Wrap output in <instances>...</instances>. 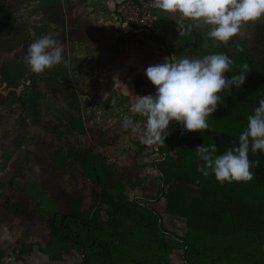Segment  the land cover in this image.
<instances>
[{"label":"rangeland","instance_id":"374dc122","mask_svg":"<svg viewBox=\"0 0 264 264\" xmlns=\"http://www.w3.org/2000/svg\"><path fill=\"white\" fill-rule=\"evenodd\" d=\"M156 13L158 21L149 27L163 43L161 46L148 41L133 27L123 28L117 33L122 46L116 50L120 58L64 60L66 63L53 67L57 69L64 65L70 86L79 99V114L77 111L74 114L80 118L83 129L81 132L73 131L71 137L57 136L55 132L45 129L66 120L63 110L73 111L67 105L69 96L66 89L46 79L48 69L37 73L35 85L46 84L44 90L49 93L38 98L37 104L33 100L26 101L24 97L27 102L24 111L14 95L27 81L29 68L25 69V79L23 77L14 83L16 86L2 87L0 264H86L81 249L52 241L49 219L58 214L70 216V205H77L80 211L96 210L94 213L97 212L98 222H103L106 220V207L100 201L99 192L108 194L115 187L128 199L152 208L166 232L178 238L189 235L194 243L192 257L186 247L168 244V255L162 264H231V255L235 256V263L241 259L245 264L252 263L259 255L260 260H264V207L261 206L264 205V189L261 194L246 181L239 183V190L231 191L233 185L229 184L234 182L226 184L215 180L219 186L212 192L215 198L238 206L251 225H245L237 218L235 221L233 210L228 217L222 214L210 217L196 202L188 206L183 204L178 189L185 173H196L198 176L200 161L196 158L195 148L207 144L202 133L182 131V125L170 121L163 144L143 142L144 118L132 113L131 105L136 96L154 93L155 89L145 77L144 70L149 65L162 63L169 58L164 52L170 34L179 33L186 20L177 17L168 26L166 18H161L158 11ZM201 29L208 30V26ZM241 33L227 43L210 39L207 48H198L202 57L217 52L227 54L234 62V71H238L242 63L249 65L244 84L239 90L233 88L230 93L228 90L221 93L224 96L223 103L217 104L216 111L211 114L212 119L208 121L210 129L218 128L236 136L246 125V117L257 100L264 98V16L244 25ZM12 35L0 32V41ZM28 35L34 34L31 32ZM57 36H61V33L57 32ZM32 40L14 49L11 58L25 56ZM190 42L192 40L184 43V48ZM237 44L242 47V51H236ZM9 50L12 48L6 46L2 56L5 60H0V69L4 61L8 60L4 57L11 53ZM185 56L199 58L198 54ZM178 57L174 55L169 59ZM224 75L230 77L231 73L225 72ZM246 97L247 104L244 103ZM125 116L133 120L135 131L122 126ZM65 150L88 153L93 157L92 161H99L101 186L82 177V170L77 163L73 165V160L67 161L69 173L62 175L50 162L48 153ZM199 179H202L200 172ZM237 216L241 218V215ZM101 227L104 232L102 224ZM51 243V255L56 257L55 260H50L48 255L40 251V247ZM215 247L219 253L214 250ZM193 254L204 260L195 259Z\"/></svg>","mask_w":264,"mask_h":264},{"label":"trees","instance_id":"16d2710c","mask_svg":"<svg viewBox=\"0 0 264 264\" xmlns=\"http://www.w3.org/2000/svg\"><path fill=\"white\" fill-rule=\"evenodd\" d=\"M192 20L186 19L181 26L179 33L172 32L170 35V41L166 51L164 52L170 59L176 55L179 57L185 56V54L197 55L202 52L198 49L207 48L210 45V38L207 37V29H201V27H193L191 31L187 30V25L193 24ZM173 35V36H172ZM150 40L156 45L161 46L163 43L157 37L150 34ZM191 44L187 47L183 46L187 41H191ZM178 57V58H179ZM60 67V68H59ZM57 69H48L46 79L52 82H56L59 86L66 89L69 96L68 106H71V110H63L66 116V120L55 123L51 128H45L47 132L51 130L55 132L57 136L65 135L72 136L73 131H82L83 126L80 118L74 113L80 108L79 99L75 90L70 86L68 74L62 66ZM29 68L25 63V60H11L8 63L3 64L0 69V86L5 88H12L16 86L14 84L17 80L22 79L25 69ZM37 73H33L29 69V74L26 80L30 86L24 92L20 91L16 97L21 110L26 109V101H36L38 98H43L44 94L49 91L44 90L46 84L41 86L35 85L37 80ZM38 95V96H37ZM26 98V101L25 98ZM2 100V94L0 92V103ZM247 97L244 98V103L247 104ZM34 104V102H33ZM207 144L215 143L217 146V152L222 153L226 148L232 147L236 143L238 136L224 132L220 129H210L201 132ZM175 137V136H174ZM167 140V139H166ZM52 150V149H51ZM48 157L52 165L58 169L62 175L69 173V167L67 161H72L78 164L81 171V176L87 180L95 182L96 186H101L100 180V162L93 160V157L88 153H77L74 150L70 151H50ZM251 160H257L258 166L253 170L254 175L251 180L247 181L253 189H258L261 192L264 189V154L257 152L256 154H249ZM170 159V157L168 158ZM72 165V164H71ZM72 165V167H73ZM196 167V165L194 166ZM99 168V169H98ZM197 168V167H196ZM109 171V170H108ZM199 179L196 173H185L183 179H180L178 189L181 191L179 196L183 204L191 205L196 202L200 209L210 217L222 214L225 217L229 212L233 210L235 221L240 220L245 225L250 226L251 222H248L238 206H234L229 201L215 198L213 191L219 187L215 183L214 177L210 174V177H204ZM201 180V181H200ZM203 181V182H202ZM240 182L231 183L233 185L231 191L239 190L238 185ZM227 184V182H226ZM228 186V185H227ZM112 192L104 193L99 192V198L103 205H105L106 220L98 222L97 212H88L78 210L77 205H70L71 215L66 216L58 214L50 217L51 239L59 245H72L76 249H81L84 257L86 258V264H162V261L167 258L168 244H179L180 247H186L187 253L192 255L194 243L189 239V235L186 237L178 238L173 233L166 232L159 221L158 214L150 207L136 202L134 199H128L127 196L122 193L118 187L111 188ZM228 191L230 188L228 187ZM104 193V194H103ZM251 193V190L249 191ZM262 207L264 205L261 204ZM237 215H241L239 218ZM237 218V220H236ZM101 224L103 225V232ZM52 243L40 247V251L50 260H55L51 255ZM219 253V249H214ZM50 254V255H49ZM192 257V256H191ZM195 259L204 260L201 256L193 254ZM231 264H245L244 260L239 262L235 259V256L231 255ZM223 260V259H222ZM154 261V262H153ZM222 264V263H221ZM246 264H264V260H260V255L254 258V262Z\"/></svg>","mask_w":264,"mask_h":264},{"label":"clouds","instance_id":"9594fccd","mask_svg":"<svg viewBox=\"0 0 264 264\" xmlns=\"http://www.w3.org/2000/svg\"><path fill=\"white\" fill-rule=\"evenodd\" d=\"M151 6L192 20L194 23L186 26L188 31L208 26L207 37L220 43L242 35L244 25L264 16V0H151ZM242 50L237 44L236 51ZM63 52V45L53 34H43L27 46L24 60L30 71L41 73L66 63ZM233 64L227 54L217 52L199 58H166L147 66L144 75L155 91L136 96L131 105V112L144 118L143 142L163 144L170 121L182 125V131H209V118L217 104L223 103L221 93L239 90L249 71L247 63L240 64L238 71L233 70ZM225 72L231 76L226 77ZM122 126L136 130L128 116L122 118ZM257 152L264 154V98L252 107L232 147L222 153L217 152L215 143L195 148L200 161L197 170L204 177L211 174L218 183L246 182L252 179L259 163L249 154Z\"/></svg>","mask_w":264,"mask_h":264},{"label":"crops","instance_id":"0c3cea01","mask_svg":"<svg viewBox=\"0 0 264 264\" xmlns=\"http://www.w3.org/2000/svg\"><path fill=\"white\" fill-rule=\"evenodd\" d=\"M118 1L0 0V32L14 35L1 39L0 60H5L2 56L6 46L11 47L12 50H9L11 53L8 57L4 55V58H8L4 64L11 60H24V56L11 58L15 53L14 49L25 46V41L28 42L31 38L34 41L48 33L53 34L66 49L63 55L64 60H115L120 58L116 50H120L122 46L117 33L126 27L119 24L114 17V9ZM157 11L161 18H166L168 26L172 25L175 18L182 17L179 14ZM31 32L34 35L29 36ZM57 32H60L61 36L56 37ZM28 86L30 85L25 81L20 91L25 92ZM1 90L2 85L0 92Z\"/></svg>","mask_w":264,"mask_h":264},{"label":"built area","instance_id":"2783aa9c","mask_svg":"<svg viewBox=\"0 0 264 264\" xmlns=\"http://www.w3.org/2000/svg\"><path fill=\"white\" fill-rule=\"evenodd\" d=\"M157 10L151 6V0H119L114 9V17L127 29L133 27L150 40V34L157 37L150 24L156 25ZM133 14V16H130ZM136 33V32H134Z\"/></svg>","mask_w":264,"mask_h":264}]
</instances>
